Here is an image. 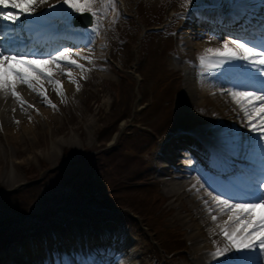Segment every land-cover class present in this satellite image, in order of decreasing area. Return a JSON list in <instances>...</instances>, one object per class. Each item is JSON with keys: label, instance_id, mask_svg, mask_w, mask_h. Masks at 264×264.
I'll list each match as a JSON object with an SVG mask.
<instances>
[{"label": "rangeland", "instance_id": "1", "mask_svg": "<svg viewBox=\"0 0 264 264\" xmlns=\"http://www.w3.org/2000/svg\"><path fill=\"white\" fill-rule=\"evenodd\" d=\"M207 3L200 0L191 3L186 0H114L111 5L117 15L102 27L105 61L95 58L90 59L91 63L85 59L83 70L69 66L74 79L68 82H73L78 92L49 96L48 92L57 85L51 88L49 80L44 79L51 104L37 105V99H33L34 104L29 102L30 105L22 106L28 112L18 110L27 117L23 118L24 127L33 122V135L37 138L32 139L33 149L25 145L27 148L21 150L32 134L27 132L24 140L13 144L0 136L1 145H6L4 149L8 151L4 158L8 160L1 163L0 168L12 174L11 180L7 177L8 182L0 176V264H26L28 257L22 256L25 249H19L27 245V238H34L39 229L48 232L50 222L67 226L72 220L104 226L119 224L131 233L138 230L140 241L148 247L144 255L148 264L154 259V264H195L187 252L189 230L173 218L177 208H170V199L161 194L160 176L155 166L169 137L176 133L195 136L199 127L215 123L212 117L216 112L222 111L223 120L232 119L222 110L226 104L212 95L207 96L205 111L195 110L191 103L183 101L184 82L188 78L194 82L193 96L199 95L195 88L198 76L181 69V61L180 64L175 62L180 50L174 35L179 29L163 28L165 24H172L175 12L185 10L184 16H188L194 10L212 8L206 7ZM222 3L225 6L218 3V7L231 6ZM103 5L106 9V0ZM99 16L98 10L88 29L101 22ZM65 18L67 21L68 17ZM205 35L198 39L216 40L209 32ZM94 42L84 44V49L95 45ZM84 57L91 56L86 51ZM191 57L197 61L200 54ZM67 78L53 79L66 81ZM103 101L109 104L104 105ZM31 105L51 113L53 110L52 122L47 124L41 111L33 113ZM94 118L93 123H89ZM15 127L14 135L23 129L20 125ZM55 140H64L65 145L59 144L52 152ZM49 153L51 156L47 155ZM27 156L30 160L19 164ZM39 243L43 245V241ZM16 244L21 246L14 248ZM77 244L78 241L68 240L63 246L62 242L51 239L50 247L59 249L68 261L74 256ZM78 251L81 253V249ZM86 251L89 250L86 248L84 253ZM28 260L31 264L37 262Z\"/></svg>", "mask_w": 264, "mask_h": 264}, {"label": "bare ground", "instance_id": "2", "mask_svg": "<svg viewBox=\"0 0 264 264\" xmlns=\"http://www.w3.org/2000/svg\"><path fill=\"white\" fill-rule=\"evenodd\" d=\"M97 1L93 6L100 11L98 20H101V22L92 29L72 27L70 25V18L66 21V18L64 19L65 15L62 12L58 17L46 18L49 21L48 25L51 27L29 23V17L21 16L20 21L12 25V30H14L12 31L13 37L18 36L19 40H21L19 43L17 41L13 47L22 52L31 50L32 52H44L54 55L55 48L59 45H62L63 48H68L70 45L71 47L68 49L73 54V59H76L79 64L84 65V53L86 51L89 52V56H91L93 61L95 58H98V61H105V39L102 36V27L107 25L108 21H112V18L115 16L114 14H116V9L108 3V0H106V9H104L103 0ZM200 1H208L206 7L210 5L213 8L207 11L209 14L192 11L190 15L184 16L186 11L180 10L173 14L172 24H165L163 28L174 30L176 27V29H179L177 34L174 35L180 50L175 62L176 64H180L181 61V69L193 72L194 74L197 73L198 76L196 80L198 85L195 88L199 95L193 96L192 89L194 88V82L192 83V79L188 78L184 82L185 98L183 101L191 103L195 110L196 108H200L202 111H205L204 103L208 99L207 96L212 95L215 100L217 99L226 104L222 106V110L225 109L232 119L229 117V119L223 120L221 116L222 111L216 112L217 114L215 113L216 115L212 117L215 123L211 126L199 127L195 135L197 138L193 134L192 136L187 134L167 136L169 139L164 142L161 153L157 156L159 163L157 161V165L155 164V170H157L160 176L161 194L165 197L161 196L170 199V208H177L173 218L175 220L178 219L177 221L189 230L187 237L190 242V246L187 248L189 256L194 260L195 264H222L224 257H214L211 253L215 252L218 247H223L226 243L225 238L220 234L218 225L227 220V214L220 215L219 209L212 204L211 197L208 196V192L212 191V188H209L208 185L211 184L213 187L220 188V190H223L220 187L223 186L232 191H239L254 175L264 177V167H261L262 157H260V149L254 141L257 134L252 133L247 128L248 121L245 119L239 105L233 101L229 94V90H235L234 84L219 77L216 70L202 66L199 60L196 61L191 56L197 53L202 55L205 48L222 46L223 43L220 41H200L198 38L204 35L206 31L210 32V34L216 33L217 35L223 32L236 37L245 35L250 31H260V21L264 20V0ZM222 2H227L228 4L226 5L231 4V6L226 8L218 7V3L225 6ZM48 4H56V0H48ZM48 4L38 8L37 15L41 11L48 10ZM212 4H217V6H212ZM59 9L60 5H57V11ZM179 17L180 19H178ZM2 23L6 25L11 24L9 21ZM63 28H66L64 29L66 32H61ZM9 31L10 29H6L4 32L8 33ZM252 38V35H249V39ZM195 39L199 41H194ZM90 40L95 41L96 44L89 45L84 49V44H88ZM77 52L80 53L79 56L74 55ZM88 61L91 62L90 59ZM69 66L76 67L75 65H69L67 62H61L60 68L51 65L53 78H67V72L73 73L71 71L72 68ZM68 79L60 81L63 86L62 94L58 93L56 87H53L48 92V95L54 96L55 93L63 95L67 92L71 94L78 92L76 85L73 82H68ZM42 81L43 91L47 92L46 80L44 81L43 79ZM48 82L51 88L55 84L50 81ZM221 84L228 85L220 88ZM37 86H39L37 87L39 89L40 84ZM17 91L29 105V102L34 104L31 101L33 99H37L35 101L37 105L46 103L40 92L34 91L25 84L17 85ZM198 97H202L203 100H199ZM103 103L104 105L109 104L106 101H103ZM215 105L218 104L215 103ZM31 106L33 107V111H41L43 113L47 124L54 119L52 109L51 113L49 110H40V106ZM21 108L23 109L20 100L11 95L10 92L0 90V136H4L5 142L13 144L14 141L19 143L24 140L23 137H26V133L28 132L32 136L30 138L27 137L29 141L24 146L27 145L28 149H33L34 141L32 139L37 138V135L36 137L33 135L35 126H32L33 122L29 123L26 127L23 126L26 120L23 119L25 115L22 116L18 113V110L22 111ZM23 110L28 112L26 109ZM41 112L39 114L42 116ZM13 120L17 124H13L15 123ZM94 120L95 118L91 119L89 123L92 124ZM231 122L232 127L230 126ZM16 125H20V128H23L20 132L21 134L17 132L15 135L13 134L16 131ZM249 137L253 138L254 144L251 153L245 146ZM23 143L18 145L20 146ZM55 143H58V145ZM64 143V140L63 142L55 140L52 152L60 146L59 144L65 145ZM182 146H191L194 148V152L186 151L184 152L186 153L185 155L182 153ZM4 148H6V145H1L0 143V164H4V161L8 160L4 159L6 154H8V151ZM23 148L21 150H25L27 147ZM32 154L36 155L34 151H32ZM47 155L51 156L50 153ZM182 158L187 160L183 161ZM27 160H30V156H27L23 161H19V164H24ZM254 166L257 168L253 171H258V173L252 171L251 168ZM2 170L3 168H0V176L3 180H7V177L9 178L12 174L8 171L2 172ZM10 180H7V182ZM214 194H218V192ZM204 200L209 201V206L213 208L212 212L208 211V206H205ZM213 215L217 216V220H212ZM47 228L48 232L39 229L34 238H27V245L25 243V246L19 249H25L22 256H26L30 260L35 258L37 262H42L41 264H66L62 259L53 255L54 250L50 247L49 241L55 239L62 242L63 246H65V242L72 240L78 241V244L74 248L75 254L73 256L74 259L70 260L71 264H148L147 257L144 256L148 247L145 242L140 241L142 238L136 234L139 232L138 230L131 233L128 228L123 229L119 224H106L104 226L84 221H71L67 226L57 222H50ZM134 240H137L136 243ZM39 241L41 243L43 241V245ZM15 246L14 248H18L21 245L16 244ZM86 248L90 252L86 251L84 253ZM79 249H82L81 253H79ZM254 251L256 254L246 255L242 261H237L236 264H262L264 262V254L259 253L258 250ZM39 256L43 258H38ZM28 258L25 263L31 264L32 261L29 262ZM155 261L156 259L150 261V263L154 264Z\"/></svg>", "mask_w": 264, "mask_h": 264}, {"label": "snow or ice", "instance_id": "3", "mask_svg": "<svg viewBox=\"0 0 264 264\" xmlns=\"http://www.w3.org/2000/svg\"><path fill=\"white\" fill-rule=\"evenodd\" d=\"M113 2L114 0H108L109 4ZM186 2L191 3L192 0ZM95 3L96 0H56V4H48V0H0V31L10 29L6 37L7 44L0 40V90L10 92L20 100L22 106L26 101L17 91L19 84H25L40 92L49 104L51 102L47 93L43 91V79L55 83L58 93L62 94L63 86L60 81L53 79L51 65L60 68L61 62H67L82 70L84 65L73 59V54L66 47L57 49L54 55L44 52H21L11 47L10 45L19 40L18 36L12 35V25L20 21L21 16H27L30 18L29 23L48 26L49 21L46 18L58 17L61 12L66 17L73 13H89L95 17L98 12L93 6ZM46 4L48 10L37 15L38 8ZM57 5H60L59 11ZM4 21L11 24L6 25L2 23ZM249 35L250 33H246L238 36L231 42L224 40L221 47L205 48L199 60L202 66L216 70L219 77L234 84L235 90H229V94L248 121L247 128L257 134L254 141L260 149L261 167H264V20L260 21L259 36L249 39ZM74 55L79 56L80 53ZM67 76L70 80L74 79L70 71ZM245 146L251 153L254 146L252 137L248 138ZM208 187L212 188L208 196L211 197L212 204L219 209V214H227V220L218 225L226 243L211 255L224 257L222 264H236L246 255L256 254L254 250L264 254V177L254 175L239 191H232L223 186H220L223 188L220 190L211 184ZM217 192L218 194H214ZM204 204L208 206L209 212L213 211L208 200H204ZM212 220H217V216L213 215Z\"/></svg>", "mask_w": 264, "mask_h": 264}, {"label": "water", "instance_id": "4", "mask_svg": "<svg viewBox=\"0 0 264 264\" xmlns=\"http://www.w3.org/2000/svg\"><path fill=\"white\" fill-rule=\"evenodd\" d=\"M73 23L86 27L92 23V16L89 13L76 14L73 18Z\"/></svg>", "mask_w": 264, "mask_h": 264}]
</instances>
